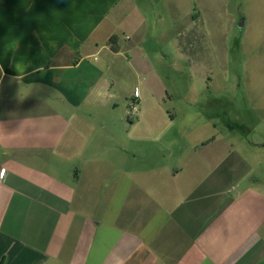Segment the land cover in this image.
Listing matches in <instances>:
<instances>
[{
    "label": "crops",
    "instance_id": "1",
    "mask_svg": "<svg viewBox=\"0 0 264 264\" xmlns=\"http://www.w3.org/2000/svg\"><path fill=\"white\" fill-rule=\"evenodd\" d=\"M184 6L0 0V264H264V140L249 138L259 132L244 127L247 144L210 136L171 148L146 107L162 100L147 41ZM246 9L248 34L222 49L216 41L213 53L219 60L242 46L259 57L251 98L264 111V0ZM115 62L143 76L142 92L125 102L122 80L110 76Z\"/></svg>",
    "mask_w": 264,
    "mask_h": 264
},
{
    "label": "rangeland",
    "instance_id": "2",
    "mask_svg": "<svg viewBox=\"0 0 264 264\" xmlns=\"http://www.w3.org/2000/svg\"><path fill=\"white\" fill-rule=\"evenodd\" d=\"M203 1L207 4L210 1L224 3L226 0ZM246 1L232 0V5L228 7L219 4V8H214L208 7V4L199 6L198 0H185L183 8L173 10L172 7L169 14L165 13L163 22L154 26L155 35L146 45L153 65L149 76L155 96H160L162 100L157 104L150 101L146 107L156 115L154 127L168 131L169 136L162 137L165 145L171 148L173 145H193L210 136H218L223 143L247 144L250 142L243 139L246 138L243 128L248 126L260 134L248 136L251 142H263L264 118H258L264 111H255L258 108L251 98L262 84V79L254 77L255 71L256 76H262L258 71L260 64L253 62L259 57L245 55L242 46L235 47L228 56L219 60L213 53L216 41L218 49H222L234 37L242 38L248 34L250 23L244 26L239 23L247 13ZM198 11L202 12L199 18ZM180 50L187 55L182 56ZM199 58L207 60L206 67L201 63L191 67V59ZM134 71L126 66L121 70L115 62L110 72L113 79L122 80L119 91L123 102L136 89L142 92L140 81L143 76ZM124 106L125 103L123 110ZM210 114L215 116L209 117ZM229 129L235 131L233 141L230 135L225 136ZM187 131L192 133L186 135ZM174 160L175 157H172L171 161ZM258 169L257 176L263 179L264 161Z\"/></svg>",
    "mask_w": 264,
    "mask_h": 264
},
{
    "label": "trees",
    "instance_id": "3",
    "mask_svg": "<svg viewBox=\"0 0 264 264\" xmlns=\"http://www.w3.org/2000/svg\"><path fill=\"white\" fill-rule=\"evenodd\" d=\"M109 44L111 45L112 49L114 51H118L119 50V46L118 44V37L116 35H112L109 40H108Z\"/></svg>",
    "mask_w": 264,
    "mask_h": 264
},
{
    "label": "built area",
    "instance_id": "4",
    "mask_svg": "<svg viewBox=\"0 0 264 264\" xmlns=\"http://www.w3.org/2000/svg\"><path fill=\"white\" fill-rule=\"evenodd\" d=\"M137 106V102L135 100H132L130 102L129 114H135L137 112Z\"/></svg>",
    "mask_w": 264,
    "mask_h": 264
}]
</instances>
